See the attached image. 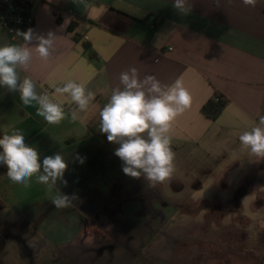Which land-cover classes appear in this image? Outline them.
<instances>
[{"label": "crops", "instance_id": "0c3cea01", "mask_svg": "<svg viewBox=\"0 0 264 264\" xmlns=\"http://www.w3.org/2000/svg\"><path fill=\"white\" fill-rule=\"evenodd\" d=\"M32 1L39 4L33 8L36 22L29 44L0 30V46L25 45L32 52L27 71L17 69L20 80L31 77L38 92L40 85L51 91V84L74 80L85 83L94 99L85 111H77L74 120L66 106V118L50 125L36 115L35 104L26 106L19 92L0 87V138L20 129L25 143L39 152L41 163L61 153L68 164L67 186L57 181L56 187L78 196L70 207L55 208L54 193L35 177L28 187L14 184L7 178L6 166L0 165V233L35 237L25 246L6 240L0 264H29L22 252L26 247L34 254L73 251L82 262L89 259L86 249L92 248L94 237L110 241V234L121 236V221L115 216L125 212L124 205L155 203L152 189L163 187H151L143 176L125 175L123 162L114 154L119 145L99 130V111L114 88H123L120 74L135 67L141 79L154 75L165 85L182 79L192 102L172 122L169 135L175 156L219 153L227 146L241 150L239 135L264 114V0L254 8L242 0H189L187 14L172 7L174 0ZM49 34L55 39L54 52L43 60L35 51L36 37ZM215 97L227 104L212 121L202 108ZM53 99L59 102L65 97ZM77 155L84 158L83 164ZM231 159L229 166L239 165V158ZM49 220L59 227L54 241L45 236L52 232L44 227ZM105 258H110L108 252L94 263L105 264Z\"/></svg>", "mask_w": 264, "mask_h": 264}, {"label": "clouds", "instance_id": "9594fccd", "mask_svg": "<svg viewBox=\"0 0 264 264\" xmlns=\"http://www.w3.org/2000/svg\"><path fill=\"white\" fill-rule=\"evenodd\" d=\"M258 0H242L245 6L256 7ZM86 7L89 5H85ZM172 7L179 13L190 12L189 0H174ZM25 44L33 39L31 30L18 32ZM35 51L43 60H48L54 52V36L36 37ZM32 60L29 47L5 44L0 46V87L10 92H19L20 100L26 106L35 104L36 115L50 125H58L66 118L67 106L71 118L76 119L77 111H85L94 99V93L85 83L68 80L62 86L49 85V89L37 84L29 76L20 80L18 68L27 71ZM123 86L114 88L108 102L99 111V130L107 135L110 143L118 144L115 155L123 162L125 175L139 179L141 176L151 187L169 180L174 172V152L171 148L170 130L172 122L184 113L192 102V97L183 81L177 78L171 85L162 84L154 75L142 79L138 70L132 67L119 76ZM60 95L64 101H55ZM75 105V107H73ZM241 148L256 157L264 158V114L258 122L238 137ZM0 165L7 168V178L14 184L28 187L35 177L36 182L46 186L52 195L55 208L70 207L78 196L61 192L57 181L67 186L64 173L68 164L61 153L43 158L36 148L25 143L20 129H13L0 138ZM81 164L84 158L76 156Z\"/></svg>", "mask_w": 264, "mask_h": 264}, {"label": "rangeland", "instance_id": "374dc122", "mask_svg": "<svg viewBox=\"0 0 264 264\" xmlns=\"http://www.w3.org/2000/svg\"><path fill=\"white\" fill-rule=\"evenodd\" d=\"M234 157L240 159L239 165L229 166ZM162 184L150 194L160 203L126 204L125 212L116 214L121 231L134 236L130 248L148 246L147 253L178 264H260L264 257V158L243 148L234 151L232 146L219 153H184L174 156V172ZM220 204L228 208L224 217L211 214ZM237 204L242 207L238 209ZM6 217L10 215L1 218ZM55 225L49 220L44 226L52 229L45 235L51 241L59 229ZM32 238L25 237L27 241ZM55 250L35 252L37 264H65L55 260L59 257ZM126 250L115 248L107 264H124ZM69 254L76 258L75 252ZM83 264H90L89 259Z\"/></svg>", "mask_w": 264, "mask_h": 264}, {"label": "flooded vegetation", "instance_id": "af4514ba", "mask_svg": "<svg viewBox=\"0 0 264 264\" xmlns=\"http://www.w3.org/2000/svg\"><path fill=\"white\" fill-rule=\"evenodd\" d=\"M151 199H155L156 200L155 203L161 202L160 199H156V198H151ZM149 204H153V203H149ZM236 206L238 209H240L242 207L240 204H237ZM222 209H224L225 212H223ZM227 210H228V208L226 205L220 204V206L218 208H216L211 214L218 213V214L222 215V217H224L225 215L229 214V212H227ZM151 211H152V208H151ZM144 229H146L145 225H144ZM118 231L121 234V236L118 235V232L114 233V234H110L109 235L110 241H106L104 237L98 238L96 236L93 238L92 248L86 249V251H90V256H89L90 264L97 261L96 260L97 258H102L103 255L107 252L110 254V258H105L104 262H105V264L110 263L112 261L113 251L117 247H123L125 249H129V250H126V251H128L127 252L128 258L124 264H178V263L172 262L170 260H166L163 258H157L154 255L147 253V247L148 246L147 247L142 246V248L136 247L135 249H132V247H133L132 246L130 248V245H131L130 242L135 240L133 238L134 236H132V234H130L128 232H124V231L122 232L120 228ZM25 237L26 236L22 235L20 232L17 234L0 233V254L3 253L1 251V248L3 247L6 240L14 239L17 241L18 245H22V246L24 245L25 246L24 243L28 242L27 239H25ZM22 252L24 253V254L22 253L24 255V257L28 259L29 264H37V259H36L37 257H35L34 252L27 249V247H26V250L25 251L22 250ZM58 253H59V257H58V259H55V260L62 259V261L65 264H83V261L81 262L78 258H72L71 255L69 254L70 252H67L68 254L65 258H62L63 253H61L60 251H58ZM113 261H114V258H113ZM260 264H264V257L261 259Z\"/></svg>", "mask_w": 264, "mask_h": 264}, {"label": "built area", "instance_id": "2783aa9c", "mask_svg": "<svg viewBox=\"0 0 264 264\" xmlns=\"http://www.w3.org/2000/svg\"><path fill=\"white\" fill-rule=\"evenodd\" d=\"M37 3L32 0H0V30L14 41L21 40L23 37L17 33L27 32L35 25L33 8Z\"/></svg>", "mask_w": 264, "mask_h": 264}, {"label": "trees", "instance_id": "16d2710c", "mask_svg": "<svg viewBox=\"0 0 264 264\" xmlns=\"http://www.w3.org/2000/svg\"><path fill=\"white\" fill-rule=\"evenodd\" d=\"M226 104L227 102L221 97H215L202 108V113L210 120L216 121L221 116Z\"/></svg>", "mask_w": 264, "mask_h": 264}]
</instances>
